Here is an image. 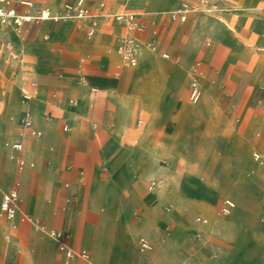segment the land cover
Returning <instances> with one entry per match:
<instances>
[{"label": "crops", "instance_id": "crops-1", "mask_svg": "<svg viewBox=\"0 0 264 264\" xmlns=\"http://www.w3.org/2000/svg\"><path fill=\"white\" fill-rule=\"evenodd\" d=\"M118 1L123 0H114ZM143 1L130 3L140 5ZM175 1L145 0L143 11H151L152 15L142 20L135 16L142 27L132 35L140 40L150 38L146 29L156 25L160 14ZM241 1L242 5L234 7L238 10L234 14L243 20L253 7ZM90 5L92 12L123 11L105 7L103 2L100 7L97 2ZM96 16L91 36L102 25V18ZM260 18L256 24L264 25ZM76 20L53 27L49 40L42 36L43 25L29 27L33 23H27L23 27L26 32L11 25L0 28V173L4 177L3 191L19 182V207L23 214L41 219L48 228L67 235L63 239L66 246L75 252L85 249L89 257H66L58 244L56 248L39 234L31 250L18 252L9 234L5 246L8 252L2 264H235L217 252L228 250L234 234L245 230V211L238 209L230 216L218 217L212 209L214 199L203 193L212 190L201 189L214 183L186 177L188 171L200 165L193 161L198 158L195 154L203 153L188 148L184 140L185 121L191 115L207 113L211 117L216 133L227 143L226 153L244 152L241 138L228 119L233 98L220 104L213 97V84L207 89L211 96L197 105L178 98L185 87L183 79L189 59L186 47L202 39L198 40L206 29L205 21L199 19L192 24L190 35L181 39L176 60L148 53L141 74L139 69L114 67L116 58L106 48L109 44L116 47L119 37L126 34L121 22L114 20L115 35L106 28L97 38L87 40L82 30L85 28L87 34L89 22ZM170 32L163 27L152 39L161 43L164 34ZM210 49L208 46L203 52L204 60L209 58ZM249 56L245 51V55H233L231 61L238 64L245 57L246 62ZM261 56L264 60V54ZM261 56L253 59L252 74L264 68ZM155 64L159 74L181 75V79L178 76L176 82H166L152 109L145 111L138 96L151 88V69ZM198 65L195 74L201 71ZM26 77L36 82L28 89L32 91L31 99L23 101L19 87ZM24 110L29 111L33 126L41 131L39 137L19 135V118ZM140 113L145 117L143 125L134 120ZM249 125L253 127V119L244 129V136L250 131ZM15 140L22 141L21 151L4 146ZM207 151L216 152L213 147ZM187 154L191 160L188 158L182 165L181 159ZM17 157L25 161L20 169ZM197 214L208 222L194 218ZM21 222L16 221V225ZM140 238L148 239L152 248L140 250Z\"/></svg>", "mask_w": 264, "mask_h": 264}, {"label": "rangeland", "instance_id": "rangeland-1", "mask_svg": "<svg viewBox=\"0 0 264 264\" xmlns=\"http://www.w3.org/2000/svg\"><path fill=\"white\" fill-rule=\"evenodd\" d=\"M12 0V4L18 10L26 9L25 5ZM32 3L30 10L48 7L51 11H59L63 3L72 0H29ZM143 1V0H142ZM145 1V0H144ZM143 1V2H144ZM172 1V0H170ZM93 2H103L105 7H118L123 11L129 12L140 19L149 18L151 11L144 10V3L140 5L130 3V0L114 2V0H89V8ZM253 7L249 16L246 19H238L237 12L234 7L242 5L241 0H177L173 5L164 9L159 16V22L146 29L150 38L137 39L134 37L137 48V57L135 65L127 64L113 44L106 46L107 50L116 58L114 67L119 69H139L142 70L145 63V56L148 53L153 54L157 58L165 60H176L179 46L183 38L190 35L192 24L197 23V20L205 21L206 29L202 32L200 41L196 44H188L186 47V56L189 57L187 63V72L183 79L184 91L182 95H178L180 102L197 105L204 97H210L207 92L210 84L215 87L213 97L222 105L227 101L234 99L232 115L228 117L233 125L234 133L241 138L240 147L233 141L235 147L241 151L225 152L227 145L223 136L215 131V125L211 117L207 113L191 115L185 121L186 137L184 140L188 148L195 149L200 154H195L197 158L193 161L200 165L197 168L187 172V178H194L201 182L211 181L214 183L208 187L212 191L203 190L204 194H209L214 199L212 203L213 212L218 217L230 216L235 210L245 211V230H238L234 234V239L228 250H218L224 253V257L231 258L235 264H264V68L256 74H252L253 67L251 65L253 59L264 54V25H257L256 22L264 21V0H245ZM57 3V5H53ZM51 6V7H50ZM100 7V6H99ZM217 8V9H215ZM92 9V8H91ZM207 9V10H205ZM102 18V25L97 30L95 35L88 36L83 28V36L87 40L95 39L100 32L111 28L114 35L117 33V24L114 23L112 13L115 10L95 11ZM158 11H154L157 14ZM221 12V14H219ZM104 18V19H103ZM71 19L59 20H43L31 25H43L42 36L46 35L47 40L50 39L51 30L54 27H59L61 23ZM75 22L77 21L76 19ZM140 20V21H141ZM213 20V24H212ZM75 22H73L75 24ZM143 23V22H142ZM143 29L145 25L143 24ZM199 26V25H197ZM196 26V27H197ZM211 26V27H210ZM171 30L170 34L165 33L161 43L156 44L152 37L158 35L161 28ZM155 30V33H153ZM26 32L27 30H17ZM124 35L117 40V45L123 43ZM165 44V45H164ZM208 46H211V53L207 60H204L202 55ZM245 51L249 52V60L245 62V57L240 58L239 63L235 64L231 61L233 55H245ZM163 52H168V57L161 55ZM14 53V52H13ZM11 59V55L9 54ZM263 56H261V67L263 66ZM18 58V57H17ZM23 62V61H22ZM199 64L201 71L197 74L193 72V67L197 68ZM246 63V64H245ZM153 84L146 91H141L138 96L141 100V108L145 111H150L152 106L166 82H176L177 77L180 81L181 75L175 76L172 74L161 75L156 69V64L151 69ZM173 76V77H171ZM192 76H196L201 85V96L196 103L189 102L188 91L189 83ZM261 77V79H260ZM260 79V86L258 80ZM25 83L19 87L21 90H28L31 85L36 82L32 77H26ZM178 83V82H177ZM261 89V92H260ZM32 92V91H31ZM19 98L20 95L18 94ZM223 108V106H222ZM19 116V115H18ZM14 118V123L17 124V119ZM223 116V115H221ZM225 118V116H223ZM141 119L142 123H138ZM250 119L254 120V125H249V130L245 132L246 126ZM135 123L143 125L145 117L143 114H137L134 117ZM225 121V119H224ZM252 128V129H251ZM244 136V137H243ZM238 143V144H239ZM10 142H5L4 146L8 147ZM213 147L214 153H208L207 149ZM246 151V156H245ZM257 152L261 157V162H257L253 158V153ZM190 155H185L181 159L182 165L187 163ZM189 158V159H188ZM212 161L211 166L208 164ZM0 200L3 193L4 177L0 173ZM200 188V187H199ZM226 200L234 203L233 207L228 212H223L222 208ZM209 208V207H208ZM200 217V220L208 219L201 214H197L194 218ZM38 220V222H37ZM5 231L2 230V227ZM7 230V231H6ZM51 228H48L41 219L32 218L25 220L18 225H15L11 220L7 219L3 214H0V264L3 263L4 257L7 254V238L13 236L16 251H29L33 248L35 236L39 234L46 241L51 242L57 248V241L51 235ZM58 231V230H56ZM10 234V235H9ZM11 239V238H10ZM12 240V239H11ZM216 255V254H215ZM214 255V256H215Z\"/></svg>", "mask_w": 264, "mask_h": 264}, {"label": "built area", "instance_id": "built-area-1", "mask_svg": "<svg viewBox=\"0 0 264 264\" xmlns=\"http://www.w3.org/2000/svg\"><path fill=\"white\" fill-rule=\"evenodd\" d=\"M12 0H6L5 3H0V28L11 25L16 30H21L27 23H36L43 20H59L63 19V16L68 19H78L82 21L89 22V27L87 30V35L91 36L94 32L96 25L97 16L90 10L88 5V0H73L63 3L59 12L62 14L52 13V11L46 7L38 8L31 11L30 7L32 3L29 0H19L18 2L27 7V10L19 12L14 4L11 3ZM112 18L115 21L121 22L126 28V34L123 37V43L117 45V50L124 59V61L129 65H135L137 57V48L134 41V36L132 32L134 30L140 29L142 26L136 20L135 16L126 11H119L112 13ZM162 56L168 57L166 53ZM13 57H17L13 55ZM193 71L195 68L193 67ZM94 91L95 88H92ZM21 96L23 101H28L31 96V91L21 90ZM201 96V88L198 79L192 76L189 83L188 98L191 103H196ZM19 124L22 131L19 133L22 136L27 133L33 137H39L41 131L33 126V121L28 110H24L19 118ZM63 129H66L64 126ZM9 146L15 151H21L23 148L21 140H15L9 144ZM17 167L20 169L25 165V161L22 157L16 158ZM153 182L150 183L152 185ZM19 182L15 181L11 187L3 191L0 200V214H3L7 219L11 220L15 225L16 221H25L31 219V217L23 214L19 207ZM234 203L230 200H226L222 208L223 212H228ZM200 220V218H197ZM38 222V220H37ZM51 235L56 239L58 247L64 252L66 257H71L74 254L78 255L83 259H88L89 255L85 249H80L75 252L74 250L68 248L64 242V237L67 235L51 230ZM138 245L140 250H149L152 248V244L148 239L140 238L138 240Z\"/></svg>", "mask_w": 264, "mask_h": 264}, {"label": "bare ground", "instance_id": "bare-ground-1", "mask_svg": "<svg viewBox=\"0 0 264 264\" xmlns=\"http://www.w3.org/2000/svg\"><path fill=\"white\" fill-rule=\"evenodd\" d=\"M5 1H6V0H0V3H5ZM50 9H51V8H50ZM205 10H207V9H205ZM207 12H208V10H207ZM52 13H57V14H60V15L62 14V13L59 12V11H55V12L52 11ZM63 19L66 20V19H68V18H66V17L63 16ZM31 97H32V93H31L30 99H31ZM30 99H29V100H30ZM253 158H254L257 162H261V159H260L261 157L259 156V154H258L257 152L253 153Z\"/></svg>", "mask_w": 264, "mask_h": 264}]
</instances>
